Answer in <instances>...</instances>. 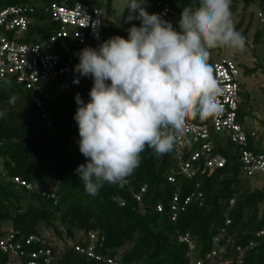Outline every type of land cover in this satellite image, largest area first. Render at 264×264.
Instances as JSON below:
<instances>
[{"label":"trees","instance_id":"obj_1","mask_svg":"<svg viewBox=\"0 0 264 264\" xmlns=\"http://www.w3.org/2000/svg\"><path fill=\"white\" fill-rule=\"evenodd\" d=\"M6 1L10 5L28 3L35 9L31 14L33 21L21 40L36 34V39L42 41L57 29V24L44 11L52 0ZM83 1L91 7L103 8L106 21L99 39L84 44L71 41L73 67L77 63L74 53L81 48L95 47L112 35L126 37V29L138 22L134 20L119 26L109 21L112 0ZM263 1L232 0L231 3L232 19L241 4L245 11L251 4L256 5L242 33L246 38L253 18L262 25L255 31L253 46L264 36V20L256 14ZM195 2L172 0V14L178 17L180 8ZM155 9L148 0L147 10L155 12ZM244 20L245 13L235 26L236 30L242 27ZM244 55L240 53L238 59ZM214 61L210 54L213 76ZM236 65L238 67V63ZM260 67L258 64L256 68H248L243 64L247 75L258 71L264 74ZM76 75L73 71L71 88L67 91L57 90L59 81L45 86L51 95V99L43 100L47 119L42 117L31 89L19 83L16 77L5 78L7 84L0 81V110L5 112L0 117V169L8 176H19L34 186L28 189L0 178V237L6 226L15 228L17 239L24 240L32 234L40 237L41 242L34 241L30 246L50 249L52 264H109L105 259L113 257H117L120 264H189L197 260H206L208 264L225 261L227 264H264V234H260L264 230V187L253 186L250 182L251 177L264 171L249 175L240 159L243 148L258 154L264 153V147L250 135L251 129L258 130L248 125V119L255 115L252 107L255 98L241 82V71L237 117L248 129L247 144L242 147L225 132L210 131L212 155L226 158L224 166L206 169L204 173L187 178L179 172L175 150L156 156L146 147L140 154L139 166L127 177L128 184H105L94 197L84 191L74 172L78 164L85 162L76 142L74 96L79 93L82 99H87L92 84L90 78L84 77L74 84ZM11 97H15L13 104L8 103ZM208 120L194 118L190 121ZM47 121L50 126L46 125ZM184 142L185 158L203 143L192 141L190 136H184ZM208 158L202 155L194 164L202 167ZM170 176L174 181L169 179ZM143 186L146 190L140 194ZM198 192L201 193L199 198L195 197ZM175 193L183 209H179L176 218L172 219L171 202ZM191 194L193 199L184 204ZM159 204L163 206L162 211L157 210ZM90 232L98 234L94 251L102 259L74 249V244L87 247ZM184 235H188L193 248L181 240ZM239 248H246L242 256ZM212 249L216 250V255L208 258ZM0 264H15V259L0 250Z\"/></svg>","mask_w":264,"mask_h":264},{"label":"clouds","instance_id":"obj_2","mask_svg":"<svg viewBox=\"0 0 264 264\" xmlns=\"http://www.w3.org/2000/svg\"><path fill=\"white\" fill-rule=\"evenodd\" d=\"M147 2L122 0L120 22L125 9V23L139 21L126 37L112 35L74 53L73 83L80 77L92 81L87 100L74 96L76 142L85 158L74 172L93 197L105 184H123L146 147L167 155L180 147L188 121L218 115L223 88L213 76L210 51L246 50L233 23L232 0H196L180 8L175 23L149 12ZM0 81L8 83L3 76Z\"/></svg>","mask_w":264,"mask_h":264},{"label":"built area","instance_id":"obj_3","mask_svg":"<svg viewBox=\"0 0 264 264\" xmlns=\"http://www.w3.org/2000/svg\"><path fill=\"white\" fill-rule=\"evenodd\" d=\"M149 1L157 8L155 12L164 13L165 19L175 23L178 17L172 14V0ZM34 10V7L28 3L10 5L6 0H0V76H3L4 79L11 78V76L16 77L19 83L31 89L36 95L35 102L42 111V117L47 119L48 115L43 100L51 99V95L45 86L51 82L59 81L56 83L58 91H67L71 88L73 73V57L70 55L71 41L84 44L97 39L96 33L99 34V38L102 37L106 12L101 7H91L83 0H52L44 11L57 24V29L42 41L36 39V34L26 40H21L33 21L31 14ZM256 14L260 20H264V1L257 9ZM213 68L214 77L223 88V94L218 97L219 114L209 117L206 122L188 121L186 123L184 136H190L194 142L203 141L200 148L190 153L188 158L183 155L184 136L180 141V147L175 149L179 172L187 178H193L199 172L204 173L206 169L213 170L222 167L226 163L227 160L223 156L212 155L211 130L225 132L232 141L242 147L247 144L248 140V129L237 117L238 104L241 99L238 93L240 70L232 59L226 57L215 60ZM46 125L50 126V122L47 121ZM250 135L255 142L261 141L264 147V136H261L258 130L251 129ZM202 155L209 157L204 166L195 165L194 162ZM240 159L243 168L249 175L257 171H264V153L257 154L253 150L243 148ZM0 178L10 180L13 184L25 186L28 189L34 188L25 179L19 176H8L1 169ZM169 179L174 181L172 176ZM128 182L129 179L126 178L125 183L128 184ZM145 190L146 186H143L140 194ZM50 195L54 197V194ZM139 195H137L138 199ZM195 197H201V193L198 192ZM192 199L193 194L187 196L184 204L189 203ZM179 200L178 194L175 193L171 202L172 219L176 218L179 209H183V206L179 205ZM157 210L162 211L163 206L157 205ZM4 230V234L0 237V250L10 254L15 259V264H52L53 258L50 249L30 246L34 241L41 242L40 237L32 234L21 240L16 238L17 231L12 226H6ZM260 234H264V230ZM97 240L98 234L90 232L87 247L74 244V249L90 257L102 259L94 251ZM181 240L188 242L189 247L193 248L188 235L181 236ZM69 244L72 245L71 242ZM245 249L239 248L240 256L245 252ZM213 255H216L214 249L208 254V258ZM105 260L109 264H120L117 257ZM227 263L225 261L222 264ZM189 264L208 263L206 260H197Z\"/></svg>","mask_w":264,"mask_h":264},{"label":"rangeland","instance_id":"obj_4","mask_svg":"<svg viewBox=\"0 0 264 264\" xmlns=\"http://www.w3.org/2000/svg\"><path fill=\"white\" fill-rule=\"evenodd\" d=\"M112 4L113 11L108 17L109 21L114 22L116 23V25L119 26L122 24H126L123 21V16L127 14V9H125L124 13L122 14L120 22L122 0H112ZM255 8L256 5L254 6V3L251 4L246 11L243 9V4L239 6L238 12L234 16L233 23L234 26H237L238 22L241 20V15L245 13L244 23L242 27L238 30L241 34L244 32L247 23L250 21V13L253 12ZM138 24L139 21L137 22V25ZM261 27L262 25L258 24L255 18H253L252 26L247 32L245 38L246 50L245 52H243L245 54L244 57L238 59L240 53H235L227 48L213 49L210 51V54L214 60H217L221 57H226L233 59L236 63H238V67L241 71L240 80L241 82L246 84L247 89L251 90L253 98H255L252 100V107L255 115H253L252 118L248 119V125L252 127H257L258 131L264 134V94L262 93L264 91V74L261 71H258L254 74L247 75L245 74L243 69V64L246 65L248 68H256V66L259 64L261 65L260 68L264 69V36L258 44L253 46L255 31ZM250 182L253 184V186L264 187V173L251 177Z\"/></svg>","mask_w":264,"mask_h":264}]
</instances>
